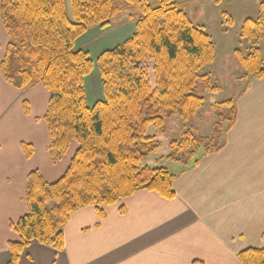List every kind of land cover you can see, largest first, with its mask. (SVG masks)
<instances>
[{
  "label": "trees",
  "instance_id": "obj_1",
  "mask_svg": "<svg viewBox=\"0 0 264 264\" xmlns=\"http://www.w3.org/2000/svg\"><path fill=\"white\" fill-rule=\"evenodd\" d=\"M174 1L159 0L152 6L151 0H1V23L8 37L0 61L4 81L23 92L42 85L49 94L43 120L53 164L77 145L67 171L56 182H46L39 171L29 175L27 213L11 224L18 240L8 244V264H19L33 242L62 251L64 229L83 208L96 207L104 218L102 207L141 190L167 200L176 197V176L146 165L161 146L147 131L154 126L164 133L166 121L175 116L194 119L203 103L199 87L208 89L210 83L201 71L214 62L215 46ZM123 12H132L135 32L99 55L103 99L91 107L85 82L94 63L77 43ZM242 37L257 48L247 57L239 56L243 77L263 79L264 55H259L258 46L264 42V2L259 19L245 21ZM219 108L227 114L218 115L212 136L185 134L170 144L169 162L186 166L200 151L212 154L224 148L236 121V105L229 100ZM23 109L30 113L28 102ZM22 151L30 159L35 148L23 144ZM239 259L241 264H264V249L242 251Z\"/></svg>",
  "mask_w": 264,
  "mask_h": 264
},
{
  "label": "crops",
  "instance_id": "obj_2",
  "mask_svg": "<svg viewBox=\"0 0 264 264\" xmlns=\"http://www.w3.org/2000/svg\"><path fill=\"white\" fill-rule=\"evenodd\" d=\"M7 44L0 16L2 57ZM246 82L234 98L236 121L224 148L203 153L186 166L173 163V200L141 190L102 207L104 218L96 207L83 208L64 229L62 251L33 242L19 264H241L242 251L264 249V78ZM0 88L9 99L20 96L18 108H0V264H8V244L18 240L11 224L27 213L29 175L39 171L46 182H56L75 151L52 163L43 120L49 94L42 85L19 91L4 81L0 70ZM98 92L101 100L102 84ZM25 101L29 114L24 113ZM23 144L35 148L30 159Z\"/></svg>",
  "mask_w": 264,
  "mask_h": 264
},
{
  "label": "rangeland",
  "instance_id": "obj_3",
  "mask_svg": "<svg viewBox=\"0 0 264 264\" xmlns=\"http://www.w3.org/2000/svg\"><path fill=\"white\" fill-rule=\"evenodd\" d=\"M174 2L178 8L184 10L194 26L209 35L215 46V59L201 71L202 75L209 77L210 83L208 89L199 87L203 103L194 119L184 121L178 116L172 117L166 121L164 133L159 132L154 126L148 128L147 135L154 137L161 146L156 154L149 158L146 165L165 168L170 174L175 170L173 163L167 160L171 154L170 144L181 141L187 133H192L196 137H211L213 124L220 122L218 115L227 114V111L219 108L220 104L229 100L234 101L238 93L245 89L247 82L243 77L244 71L239 56L247 57L257 48L242 37V28L246 20L259 19L260 7L264 0H175ZM150 4L158 6L159 0H151ZM133 13L140 15L139 10ZM131 14L132 12H123L112 19L107 27L89 30L77 44L78 49L90 54L94 63V71L86 78L88 104L91 107L100 100L98 87L100 89L102 83L99 81L100 86L99 82L98 85L96 83V78L100 80L97 59L102 52L115 48L133 35L135 20L131 18ZM3 47L5 48V45ZM258 50L259 55L263 56L264 42L258 46ZM0 96V108L8 107L10 104L9 107L13 111L19 107L20 96L16 95L15 99H9V94L1 88ZM33 110L35 112L37 108ZM226 126L227 123L223 125V130ZM33 139L36 140V137L34 136ZM76 149L77 145L73 144L67 158H70ZM203 153L205 155V150L200 151L191 161L198 160Z\"/></svg>",
  "mask_w": 264,
  "mask_h": 264
}]
</instances>
